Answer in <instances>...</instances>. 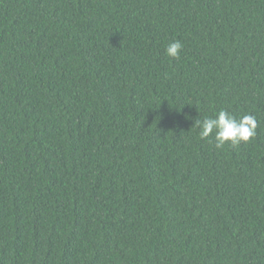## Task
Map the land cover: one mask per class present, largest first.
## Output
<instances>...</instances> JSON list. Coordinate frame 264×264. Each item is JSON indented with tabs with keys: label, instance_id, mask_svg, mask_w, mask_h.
Returning <instances> with one entry per match:
<instances>
[{
	"label": "trees",
	"instance_id": "trees-1",
	"mask_svg": "<svg viewBox=\"0 0 264 264\" xmlns=\"http://www.w3.org/2000/svg\"><path fill=\"white\" fill-rule=\"evenodd\" d=\"M0 264H264V0H0Z\"/></svg>",
	"mask_w": 264,
	"mask_h": 264
},
{
	"label": "clouds",
	"instance_id": "clouds-1",
	"mask_svg": "<svg viewBox=\"0 0 264 264\" xmlns=\"http://www.w3.org/2000/svg\"><path fill=\"white\" fill-rule=\"evenodd\" d=\"M183 47L180 40H173L166 45L165 55L170 59H179ZM193 126L199 129L200 139L211 137L215 141V147L220 149L225 145L236 147L254 139L257 120L252 114L236 117L230 111L221 109L212 116L196 119Z\"/></svg>",
	"mask_w": 264,
	"mask_h": 264
}]
</instances>
